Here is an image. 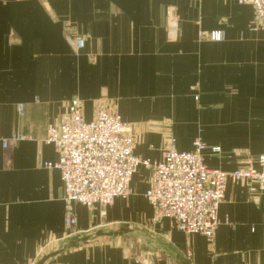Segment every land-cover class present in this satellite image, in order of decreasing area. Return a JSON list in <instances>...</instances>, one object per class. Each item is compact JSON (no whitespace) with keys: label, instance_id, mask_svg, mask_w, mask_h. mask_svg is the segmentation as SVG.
<instances>
[{"label":"crops","instance_id":"obj_1","mask_svg":"<svg viewBox=\"0 0 264 264\" xmlns=\"http://www.w3.org/2000/svg\"><path fill=\"white\" fill-rule=\"evenodd\" d=\"M239 0H0V264H264V196L227 182L213 237L157 218L139 167L126 198L104 208L72 204L64 223L54 147L45 142L66 102L85 120L109 102L156 161L169 142L199 138L206 167L256 166L264 151V24ZM222 32L221 41L209 34ZM84 39L75 51L69 40ZM22 106V111H18ZM23 139L3 150L2 141ZM212 148H218L213 152ZM96 230H131L63 249Z\"/></svg>","mask_w":264,"mask_h":264},{"label":"built area","instance_id":"obj_2","mask_svg":"<svg viewBox=\"0 0 264 264\" xmlns=\"http://www.w3.org/2000/svg\"><path fill=\"white\" fill-rule=\"evenodd\" d=\"M253 7L251 31L264 24V0H239ZM211 41H221L222 32L209 34ZM69 45L80 51L84 39L76 37ZM22 111V106H18ZM23 139L21 136L2 141L3 150ZM45 142L54 147L58 160L44 164L59 171L63 188L64 223L74 228L76 218L72 204L90 208H104L116 198L130 195V183L139 167L151 172L146 199L157 218L171 220L173 226L185 234H200L211 239L228 218L221 221L218 210L224 198L227 182H243L251 194L264 196V151L257 157L256 166H245L223 172L205 166L203 152L206 145L196 138L187 152L175 148L171 139L159 160H141L134 153L137 142L129 124L122 122L112 104H94L90 120H85L83 103L79 99L66 102L57 124L48 125ZM218 152V148H212Z\"/></svg>","mask_w":264,"mask_h":264},{"label":"water","instance_id":"obj_3","mask_svg":"<svg viewBox=\"0 0 264 264\" xmlns=\"http://www.w3.org/2000/svg\"><path fill=\"white\" fill-rule=\"evenodd\" d=\"M131 233H132L131 230H115V231H111V230H96V231H94L92 233H89V234H82V235H78V236L73 237L68 242V244L63 247V249L74 248L77 245L84 244V243H86L87 241H89L90 239H93V238H100V237L117 238V237L128 236ZM52 256H53V254L43 256L42 258H40V260L36 264H44ZM184 264H187V263H184Z\"/></svg>","mask_w":264,"mask_h":264}]
</instances>
